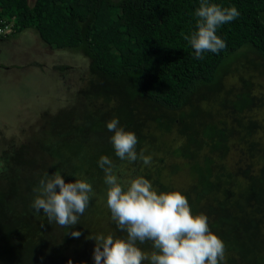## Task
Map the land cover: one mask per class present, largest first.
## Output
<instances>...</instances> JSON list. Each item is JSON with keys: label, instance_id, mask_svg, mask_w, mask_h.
I'll use <instances>...</instances> for the list:
<instances>
[{"label": "trees", "instance_id": "obj_1", "mask_svg": "<svg viewBox=\"0 0 264 264\" xmlns=\"http://www.w3.org/2000/svg\"><path fill=\"white\" fill-rule=\"evenodd\" d=\"M209 2L235 6L240 15L217 29L226 48L197 59L181 34L195 30L200 0H0L9 36L34 28L46 46L79 51L90 61L86 72L95 80L81 85L66 103L56 92L58 111L49 112L58 121L60 111L61 123L45 143L37 141L45 136L41 130L34 139L30 135L32 148H38L33 161L23 158L28 143L12 147L1 160L0 264H94L95 241L89 236L127 237L107 207L98 165L102 155L113 161L121 180L143 175L158 192L186 196L192 213L204 214L224 242L221 264H264V121L245 115L254 102L252 83L243 81L235 99L228 90L218 94L232 105L247 92L237 109L240 119L230 110L226 120L219 100L201 95L202 89L219 86L222 66L240 61L244 51L264 62V0ZM59 67L64 72L73 66ZM114 117L135 133L136 150L151 156V165L115 155L114 133L106 127ZM57 170L66 183L82 173L95 193L80 222L69 229L49 224L42 210L37 214L31 207L39 180ZM72 231L81 235L73 237ZM138 246L153 250L150 241Z\"/></svg>", "mask_w": 264, "mask_h": 264}, {"label": "clouds", "instance_id": "obj_2", "mask_svg": "<svg viewBox=\"0 0 264 264\" xmlns=\"http://www.w3.org/2000/svg\"><path fill=\"white\" fill-rule=\"evenodd\" d=\"M197 17L195 30L183 39L195 50V58L203 59V53H219L226 42L217 35V29L227 24L240 13L235 6L222 7L209 0H200L194 13ZM113 132L111 142L115 155L122 161H142L151 165V156L137 152L138 138L132 131L119 126V119L107 122ZM104 173L106 203L111 218L118 229L127 233L126 238L109 234L89 236L95 241L94 264H221L225 258L224 242L214 234L204 214L194 215L190 204L180 191H157L152 182L143 175L121 180L116 174V165L105 155L98 160ZM75 182H65L60 171L45 173L33 189L36 194L31 207L39 214L41 210L49 224L55 223L71 228L80 222L92 197L91 183L73 174ZM57 188L59 191H57ZM79 231L71 236L79 237ZM150 241L152 251L144 252L139 244ZM68 264H72L69 260Z\"/></svg>", "mask_w": 264, "mask_h": 264}, {"label": "rangeland", "instance_id": "obj_3", "mask_svg": "<svg viewBox=\"0 0 264 264\" xmlns=\"http://www.w3.org/2000/svg\"><path fill=\"white\" fill-rule=\"evenodd\" d=\"M28 1L33 4L35 0ZM6 35L0 36V163L5 153L12 147H20L27 143L29 152L23 158H32L33 161L37 156L38 148L37 145L32 148L29 143L30 135L34 133L32 135L34 139L41 130L45 136L37 141L45 143L49 139L47 134L55 128V123L57 122L58 125L61 123L60 111L56 114L58 121H54V114L50 113L58 111L57 101L54 99L56 92L59 94L60 102L66 103L74 99L81 85L88 87L95 80L86 72L90 61L79 51H60L46 46L34 28H26L13 37ZM246 61H251L252 65L243 67ZM60 65L66 68L78 67V70H72V67L62 72L64 69L59 67ZM243 81L252 83L250 96L254 98L252 108L245 115L262 124L264 62L250 51H244L240 61L236 59L222 66L219 86L215 84L202 89L201 95L214 103L220 99L219 95H226L228 90L232 99H235L234 96L238 91L242 92L240 85ZM219 87L223 89L217 92ZM246 93H242L232 105L223 99L219 100L226 120L229 119L230 110L234 112L232 115L235 114L234 119H240L237 109L248 99ZM79 100L84 101L85 97L80 96ZM201 103L204 105L202 100ZM75 107L80 108V106ZM204 112L207 113L208 110ZM29 176L32 177V173ZM98 223L101 228L106 227L104 222L98 221Z\"/></svg>", "mask_w": 264, "mask_h": 264}, {"label": "built area", "instance_id": "obj_4", "mask_svg": "<svg viewBox=\"0 0 264 264\" xmlns=\"http://www.w3.org/2000/svg\"><path fill=\"white\" fill-rule=\"evenodd\" d=\"M11 26L6 24L3 19H0V36H4L11 32Z\"/></svg>", "mask_w": 264, "mask_h": 264}]
</instances>
